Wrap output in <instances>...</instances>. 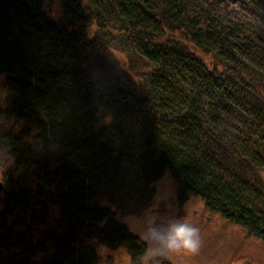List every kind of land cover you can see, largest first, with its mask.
Segmentation results:
<instances>
[{"label":"trees","instance_id":"1","mask_svg":"<svg viewBox=\"0 0 264 264\" xmlns=\"http://www.w3.org/2000/svg\"><path fill=\"white\" fill-rule=\"evenodd\" d=\"M221 1L68 0L53 20L43 0H0V89L9 92L0 137L14 157L8 170L38 207L43 229L30 252L53 249L42 264H82L86 253L98 264L95 242L127 246L135 263L146 245L99 199L129 184L153 198L169 172L181 205L198 197L264 244V104L250 96L256 76L264 80V21L248 4ZM178 34L216 66L207 69ZM112 37L148 67L130 90L93 77ZM15 197L0 215V264H20L9 253L18 232L10 217L27 206Z\"/></svg>","mask_w":264,"mask_h":264},{"label":"rangeland","instance_id":"2","mask_svg":"<svg viewBox=\"0 0 264 264\" xmlns=\"http://www.w3.org/2000/svg\"><path fill=\"white\" fill-rule=\"evenodd\" d=\"M67 1L68 0H43V10L53 20H59L65 15V4ZM221 2L220 7L224 9L230 7L236 8L237 4L239 5L240 3L248 4V6L250 5V7L246 5L248 15L251 17L256 16L258 19L264 21V0H238V3L233 0H222ZM262 33H264V30ZM95 34L96 26L93 25L90 28V35L93 36ZM178 36L182 45L189 48L193 55L198 58L207 69L211 70L213 68L216 61L212 55L195 47L188 42L186 38H182L181 34H178ZM109 46L108 49L101 50L94 58L95 71L97 73H95V75L93 74V77L96 81L99 79L101 84L105 82L108 89L111 91H115V89L118 88L122 90L129 88L130 90L131 86L132 88L137 87L140 84L141 77L148 71L147 65L138 57H131V45L125 39L112 37L109 41ZM219 70L224 72L225 67L221 65ZM232 72L233 71L229 73L231 82H236L239 86L243 85L246 79ZM257 76L256 84L258 89L250 90V92L254 91L250 96L252 99L256 97L255 101L259 102L258 106H262L264 104L262 102L264 101V80L262 79L261 82L260 76ZM240 89L245 91L243 88ZM111 91L109 92L111 93ZM13 127L17 128L18 124H14ZM0 166H3V162H0ZM8 166L5 168L2 178H0V183L3 184L0 215L4 214L6 211L13 210L14 203L17 201V199L13 201L15 195L20 198L19 201H22L21 205L27 206L23 207L19 212L14 211L13 214H11L10 220L13 221V226L18 232L15 234V238L10 240L12 246H10L11 249H9V253H14V259H16V261L20 260V264H26V262L27 264H42V261L48 259L53 253V249L49 248V246L42 248V250L38 252V255L37 252H30L31 249H29V247L38 242L37 240L41 238L40 233L43 229V227H39L40 220L36 210L38 207L35 208L31 205L32 200L29 198V190L24 189L20 192L13 178L14 176H12V172L8 170ZM19 174L23 173L21 172ZM27 175L28 173H26L24 177L27 178ZM165 176L169 178L168 187L172 192L170 201L166 203H170L171 207L169 209L162 204L161 210L164 212L171 211L178 217H183L184 214L190 213V221L200 229L201 246L199 252L195 254L186 252L171 253L161 258V264H264L263 243L249 236L247 230L225 220L219 214H214L206 210L203 201L198 197L192 196L187 204L181 205L178 200L179 185L170 172ZM262 176L264 178V174ZM160 181L154 184L156 190L155 196L157 195L158 187L162 186ZM131 185L132 184H129L128 187H125V190L123 189L120 193H111L99 199L103 207L110 210L118 222L124 224L129 230L130 228L127 223L123 222V218L141 215L145 208L154 203L155 198V196L153 198L147 196V192L144 190L143 186L136 185L139 187L134 188L133 191L130 190L132 188L128 189ZM7 200L10 204L8 209L6 206ZM56 217L57 215H55V213H51L48 225L54 220L52 218ZM131 232L134 233L133 231ZM134 234L136 235V233ZM99 244L101 243L95 242L92 246L94 254L97 255V260L95 261H97L98 264H135L132 258L131 262L129 261L128 256L117 255L114 258L112 255H109L106 259L101 260L97 253ZM108 247L115 251L120 246ZM125 248L129 254L127 246H125ZM93 257L92 254L86 253L83 257H80V260L82 264H88L92 262ZM12 264L17 263L12 262Z\"/></svg>","mask_w":264,"mask_h":264},{"label":"clouds","instance_id":"3","mask_svg":"<svg viewBox=\"0 0 264 264\" xmlns=\"http://www.w3.org/2000/svg\"><path fill=\"white\" fill-rule=\"evenodd\" d=\"M9 95L6 89H0V107L5 106V101ZM6 118L0 115V122ZM14 157L10 155V145L3 137H0V178H2L5 168L13 163ZM161 187H158L154 203L145 208L139 216H128L123 218L130 230L138 235L146 247L143 254L137 258L135 264H161V258L171 253H198L201 246L200 229L189 219L190 213L178 217L171 211L164 212L161 205L166 208L171 207L170 201L172 192L169 185V178L165 176L161 181ZM97 253L101 260L109 255L114 258L119 256H128L125 246H120L117 250H111L106 244H99Z\"/></svg>","mask_w":264,"mask_h":264},{"label":"water","instance_id":"4","mask_svg":"<svg viewBox=\"0 0 264 264\" xmlns=\"http://www.w3.org/2000/svg\"><path fill=\"white\" fill-rule=\"evenodd\" d=\"M2 193H3V184L0 183V207H1V203H2Z\"/></svg>","mask_w":264,"mask_h":264}]
</instances>
